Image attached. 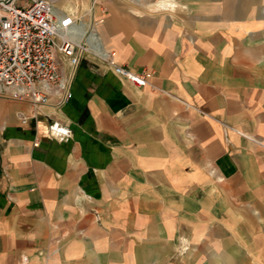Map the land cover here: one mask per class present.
Listing matches in <instances>:
<instances>
[{
    "label": "crops",
    "instance_id": "0c3cea01",
    "mask_svg": "<svg viewBox=\"0 0 264 264\" xmlns=\"http://www.w3.org/2000/svg\"><path fill=\"white\" fill-rule=\"evenodd\" d=\"M55 8L152 87L87 53L60 108L0 95V264H264V0Z\"/></svg>",
    "mask_w": 264,
    "mask_h": 264
},
{
    "label": "built area",
    "instance_id": "2783aa9c",
    "mask_svg": "<svg viewBox=\"0 0 264 264\" xmlns=\"http://www.w3.org/2000/svg\"><path fill=\"white\" fill-rule=\"evenodd\" d=\"M55 2L0 0V95L28 101L34 108H60L72 98V77L87 53L135 87H152L151 72L131 71L115 61L114 52H102L95 23L84 21L87 14L57 10ZM64 61L71 69L69 76L62 72ZM17 117L23 125L29 120L22 113ZM235 133L264 148L255 138Z\"/></svg>",
    "mask_w": 264,
    "mask_h": 264
},
{
    "label": "bare ground",
    "instance_id": "6f19581e",
    "mask_svg": "<svg viewBox=\"0 0 264 264\" xmlns=\"http://www.w3.org/2000/svg\"><path fill=\"white\" fill-rule=\"evenodd\" d=\"M90 38H91V36H90Z\"/></svg>",
    "mask_w": 264,
    "mask_h": 264
},
{
    "label": "rangeland",
    "instance_id": "374dc122",
    "mask_svg": "<svg viewBox=\"0 0 264 264\" xmlns=\"http://www.w3.org/2000/svg\"><path fill=\"white\" fill-rule=\"evenodd\" d=\"M18 4H20V3H18Z\"/></svg>",
    "mask_w": 264,
    "mask_h": 264
}]
</instances>
